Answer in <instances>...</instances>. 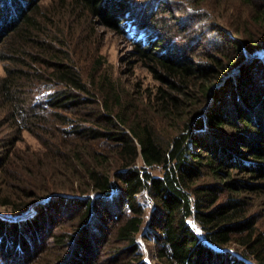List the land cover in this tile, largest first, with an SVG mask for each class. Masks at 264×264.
Instances as JSON below:
<instances>
[{
  "label": "trees",
  "instance_id": "trees-1",
  "mask_svg": "<svg viewBox=\"0 0 264 264\" xmlns=\"http://www.w3.org/2000/svg\"><path fill=\"white\" fill-rule=\"evenodd\" d=\"M148 1L28 0L0 17V264H148L143 189L157 264H264V0ZM190 15L226 40L194 45ZM96 17L153 90L103 69ZM58 200L72 213L41 223Z\"/></svg>",
  "mask_w": 264,
  "mask_h": 264
},
{
  "label": "rangeland",
  "instance_id": "rangeland-1",
  "mask_svg": "<svg viewBox=\"0 0 264 264\" xmlns=\"http://www.w3.org/2000/svg\"><path fill=\"white\" fill-rule=\"evenodd\" d=\"M7 1V2H6ZM3 0L2 3L6 2V8H8L6 11H4V8L2 4L0 3V17L4 18L5 20H13L15 18V12H14V6L20 5V8H25V2H28V0H24V4L22 1L17 0ZM53 0H42L44 3H49ZM117 2L120 0H116ZM129 1V0H126ZM176 0H165V2H171ZM11 2V5H10ZM125 2V1H124ZM162 1L160 0H151L146 3L148 8L152 7L153 4L160 5ZM181 2V1H177ZM126 3V2H125ZM136 7V6H134ZM180 8L175 10V14L177 16L178 20L185 21L186 17L184 16L182 10H179ZM4 12H6L4 14ZM138 12H140V9H138ZM142 12H146V9H142ZM105 13H109L105 12ZM8 14V15H6ZM200 15H190L189 21L187 22V32L190 36H188V40H194V45L201 44L207 46L209 48L212 45H217L219 43L224 42L226 40V34L222 32L221 29H214L213 31L209 30L208 26L203 27V20L202 18H199ZM96 22L95 25V45L100 46L99 48V54L102 55V57L105 59L103 64V69L107 70L108 72H112L113 79H119L122 81L127 87H129L130 90H133L132 92L139 93L141 91H144V89L147 87L149 90H153L155 85L157 84V81L154 78V75L150 69V67L143 63L144 60H140V58L136 56L134 53V50L132 48V45L129 38L124 37L122 35H119L115 30H113L110 25H104L100 23L99 18H95ZM173 23H176V21H173ZM185 23V22H184ZM186 24V23H185ZM123 25V24H121ZM127 29V28H126ZM128 31V30H127ZM187 34V33H185ZM177 37H173L169 39V44L171 43L175 44V39ZM171 40V41H170ZM192 43V44H193ZM184 43H177L180 48H183L186 45H183ZM160 49H164L161 47ZM170 53V52H169ZM94 57V56H93ZM86 66L90 70V68L95 64L93 58H87L86 60ZM94 63V64H93ZM8 64V60H2L0 59V76L4 74L5 67ZM93 64V65H92ZM92 65V66H91ZM137 81V82H136ZM137 83V85L133 86V83ZM233 84V81L232 83ZM230 88V87H229ZM229 88H227L226 91H229ZM25 143H29L32 146H37V143L34 142V138L28 136L27 134L24 135ZM159 172L156 170L155 174H158ZM137 196V202L144 207V217H145V224L143 225V231L142 234H146L145 236L139 235V249L138 251L142 255V260L146 261L148 264H157L156 259V249H155V241L153 237V232L148 231V225L151 219L152 211L155 206V201L152 199L150 193L148 190H142L141 192L136 194ZM63 201H55L52 202L46 210H43V213H39L38 216L39 221L42 223V221H48L52 218L61 217L63 212L68 211L69 213H72V211L69 210V208L64 207ZM72 206V205H68ZM105 208H107L105 206ZM104 208V209H105ZM111 208V207H109ZM0 210H3V208H0ZM106 211L101 215V218H103L104 221H107V215ZM11 229V228H10ZM82 241V240H81ZM31 242V241H29ZM34 242V240H32ZM84 242V241H83ZM30 248H33L32 246ZM14 254V252H13ZM69 255V254H68ZM17 254L12 258V262L10 264H17ZM70 257V256H69Z\"/></svg>",
  "mask_w": 264,
  "mask_h": 264
}]
</instances>
